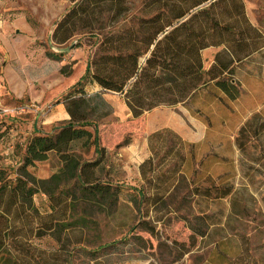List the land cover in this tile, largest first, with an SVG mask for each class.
Wrapping results in <instances>:
<instances>
[{
    "label": "rangeland",
    "instance_id": "1",
    "mask_svg": "<svg viewBox=\"0 0 264 264\" xmlns=\"http://www.w3.org/2000/svg\"><path fill=\"white\" fill-rule=\"evenodd\" d=\"M244 1L249 15L261 20L264 32V0H260L262 12L255 10L257 0ZM0 4L4 7L0 14L6 21L5 28H0V72L4 65L18 69L22 64L29 76L41 78L29 88L39 96L35 102L13 100L8 95L0 101L11 107L33 104L41 111L38 115L16 116L20 119L44 120L52 115L56 120L44 130L50 132L65 122L58 119L60 112L51 113V107L78 82L94 50L86 41L78 48L73 41L62 46L51 41L54 22L70 5L67 0H0ZM9 8L17 11L3 12ZM31 36L34 39L28 40ZM46 52L61 57L54 61L45 56ZM207 58L203 56L205 66ZM239 82L235 102L211 106L231 128L235 127L230 142L218 131L210 135L206 129L204 133L205 123L203 126L192 120L193 106L189 103L158 107L132 119L119 95L101 93L99 98H91L88 109L95 111L89 117L97 121L98 144L104 150L96 177L116 187L117 195L94 201L79 197V192L73 194L67 219L71 224L61 241L67 251L65 264H264V74L262 85L250 77ZM84 89L90 96L100 92L95 85ZM261 103L257 113L249 112ZM200 109L209 113L202 106ZM244 124L254 136L262 130V138H249L244 134ZM1 126L0 138H9ZM213 126L214 122L210 128ZM155 131L161 137L150 141ZM174 132L188 142L202 144L188 151V147H179ZM26 141V136L22 142L14 141L12 154L0 143V168L9 179L18 175ZM123 142L126 144L121 146ZM91 143L77 140L71 145V153L80 162L96 159L99 152ZM149 158L155 169L146 177L165 180L164 187L168 188L155 205L150 199L159 192L142 179L137 168ZM59 167L56 157L51 156L27 170L39 189L33 202L40 209H47L42 194L46 186L37 182L47 180ZM72 185L67 184L70 191ZM225 191L227 196L220 197ZM32 243L45 251L59 247L51 239ZM224 253L228 257L220 255Z\"/></svg>",
    "mask_w": 264,
    "mask_h": 264
},
{
    "label": "trees",
    "instance_id": "2",
    "mask_svg": "<svg viewBox=\"0 0 264 264\" xmlns=\"http://www.w3.org/2000/svg\"><path fill=\"white\" fill-rule=\"evenodd\" d=\"M67 1L69 7L53 24L51 41L57 46L73 41L75 48L86 41L94 53L78 82L55 102L63 104L69 120L50 132H37L27 141L13 180L0 168V264H65L67 251L61 241L71 224L67 219L73 194L79 192V197L94 201L116 198V187L96 177L104 150L98 144L97 121L89 117L95 111L88 109L91 98L97 99L101 93L119 95L132 119L158 107L189 103L194 117L205 123L207 134L218 131L230 142L232 128L211 106H228L237 100L233 66L262 49V35L248 22L242 0ZM207 48L221 50L205 69L201 53ZM45 56L54 61L61 57L49 52ZM86 85H95L100 92L87 95ZM201 106L209 113L204 114ZM243 131L249 134L246 124ZM157 137L161 133L153 134L150 141ZM176 138L179 147H188V151L202 144ZM77 140L85 144L91 141L99 156L80 162L71 153V145ZM49 153L57 156L60 167L47 180L37 182L46 186L42 194L47 209H40L33 202L39 189L27 170L46 161ZM152 162L151 158L143 161L139 172L159 192L150 199L155 205L168 188L164 187L167 181L146 177L154 172ZM71 182L70 191L67 184ZM227 194L225 191L220 197ZM43 239H51L59 247L45 251L33 246V241Z\"/></svg>",
    "mask_w": 264,
    "mask_h": 264
},
{
    "label": "crops",
    "instance_id": "3",
    "mask_svg": "<svg viewBox=\"0 0 264 264\" xmlns=\"http://www.w3.org/2000/svg\"><path fill=\"white\" fill-rule=\"evenodd\" d=\"M242 1L244 4V11H245V15L248 19V22L250 23V25L252 27H254L262 35V49L256 53H253L250 57L243 60L242 63L233 66V74L234 75H233L232 81H233V83L237 82L240 84L239 80H242V82H243V81H245V79L247 77H250V79L254 82L259 80L260 84L262 85V74H264V32L262 30L261 20L259 18L256 19V17L254 18L256 20H254L249 15L245 1L244 0H242ZM1 4H0V9L3 10L4 7ZM256 6L257 7H255L256 8L255 10H257V11L261 10V12H262V1L257 0ZM255 10L252 9L253 12H257ZM12 11H17V9L9 8L7 10L5 9L3 12L8 13V12H12ZM5 18H7V16H5ZM14 21L16 22V21H18V19L16 18ZM15 22H14V24H15ZM5 25H6V21H5V19H3L2 14H0V28L4 29ZM1 37H3V35L0 33V38ZM33 39H34V37L31 36V38L28 40H33ZM0 43H1V40H0ZM220 50H221V48H207V49L202 51V53H201L202 60H203V56L208 57L207 58L208 62L206 63V66H205V61L203 60V65H204L205 69H208L211 66V64L213 63V58H214L215 54L218 53ZM40 79H41L40 77L39 78H37V77L33 78V77L29 76V73H27V70L24 69L22 64H20V68H18V69L14 68L12 66H9V65H4V67L2 68V72H0V90H1L0 91V98L6 99L5 96L8 95L13 100L20 101L22 99L24 100V98H27L30 102H35V100H37L39 96L34 95L33 92L30 93L29 88L30 87L33 88L34 83H36ZM243 86H244V84H243ZM5 103H7V102H5ZM123 105H124V103H123ZM259 106H262V103L260 105H256L255 108L249 110V112L250 113H257L256 110L258 109ZM124 107L127 110L129 117H131L130 112L128 111V109L126 108L125 105H124ZM51 108H52L50 110L51 113H53L54 111L60 112V115L58 117L59 120L65 121V122L69 120V116L66 113L62 103H59V104L55 103L54 106H52ZM260 110L261 111L258 112V114L260 115L258 122L262 123V107L260 108ZM191 118L193 121L200 123L201 125L204 126V124L201 120L197 119L196 117L195 118L191 117ZM54 120H56V118L54 119V117L52 115L46 117L44 120L33 119L32 121H29L28 118L20 119L19 117H9V116L8 117H0V124H4L1 126L3 128L2 132L6 131V132H4V134H6V136L9 137V138H6V137L2 136L0 138V143L3 147V150L7 153L12 154L14 151L15 145H16V143H15L16 141L22 142L23 140H25V136L27 137V141H28L37 132L47 133L44 130ZM253 120L257 121L256 119H253ZM206 129H207L206 126H204V133H205ZM155 132H157V131H155ZM173 134L174 135L176 134L182 140V142H186V143H190V144H198V142L192 143V142H188V141L182 139L180 137V135H178L175 132ZM234 136H235V127H233L230 130V134L228 137L231 138ZM248 136H249V138L256 137V136H258L259 138H262V130H259L258 134L255 136L252 135L251 133H249ZM27 141L25 142L24 147H25ZM51 156H54L57 159V156L54 153H49L46 161H48ZM93 160H90V161H93ZM46 161H44V162H46ZM57 161H58V159H57ZM90 161H88V162H90ZM143 161H141V163ZM38 163H41V162H38ZM262 163H264L263 160H262ZM139 165L140 164L137 165V168ZM53 173L54 172H52V174ZM43 198H46V197L43 195Z\"/></svg>",
    "mask_w": 264,
    "mask_h": 264
},
{
    "label": "built area",
    "instance_id": "4",
    "mask_svg": "<svg viewBox=\"0 0 264 264\" xmlns=\"http://www.w3.org/2000/svg\"><path fill=\"white\" fill-rule=\"evenodd\" d=\"M40 109L33 104H21L18 106H6L0 101V117H16L24 113L40 114Z\"/></svg>",
    "mask_w": 264,
    "mask_h": 264
},
{
    "label": "water",
    "instance_id": "5",
    "mask_svg": "<svg viewBox=\"0 0 264 264\" xmlns=\"http://www.w3.org/2000/svg\"><path fill=\"white\" fill-rule=\"evenodd\" d=\"M61 53V52H60Z\"/></svg>",
    "mask_w": 264,
    "mask_h": 264
}]
</instances>
